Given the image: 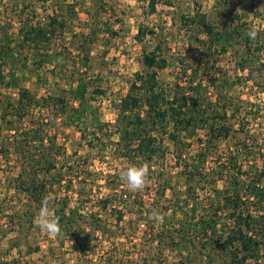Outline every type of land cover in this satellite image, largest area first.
<instances>
[{
	"label": "rangeland",
	"instance_id": "1",
	"mask_svg": "<svg viewBox=\"0 0 264 264\" xmlns=\"http://www.w3.org/2000/svg\"><path fill=\"white\" fill-rule=\"evenodd\" d=\"M261 5L264 0H157L152 11L148 0H0V264H228L220 256L222 238L235 224L222 195L232 187L230 159L242 165L243 178L262 163L257 150H264V50L245 60L243 46L230 37L221 40L224 48L218 42L209 47L199 18L218 29L236 13L239 22L257 25L261 41ZM39 26L50 29L49 38L34 44L24 33ZM149 51L166 61L155 69L168 97L187 88L193 76L201 80L202 94L194 96L207 119L217 98L211 83L225 86L232 102L228 135L213 136L199 121L175 132L174 140L167 118L165 126L151 129L152 158L127 154L134 123L119 103L136 72L151 71L142 61ZM23 88L40 100L64 96L67 105L37 102L19 117L15 103ZM136 110L144 113L145 105ZM125 128L130 133L123 139ZM20 141L27 145L23 154L14 148ZM43 156L52 163L49 170L45 162L34 166ZM202 157V176L196 174L189 186L184 162ZM141 163L149 165L146 186L131 192L119 172ZM34 167L44 183L39 202L23 185ZM46 196L58 219L61 209L64 219L73 210L71 226H64L71 232L63 227L51 238L35 226ZM243 197L258 213L254 198ZM153 211L164 215L162 223L149 219ZM209 214L217 220L218 244L207 253L201 242ZM248 261L264 264V256Z\"/></svg>",
	"mask_w": 264,
	"mask_h": 264
},
{
	"label": "trees",
	"instance_id": "2",
	"mask_svg": "<svg viewBox=\"0 0 264 264\" xmlns=\"http://www.w3.org/2000/svg\"><path fill=\"white\" fill-rule=\"evenodd\" d=\"M148 2L150 9L153 11L155 9L157 0H148ZM235 14H231L234 17L231 15L227 16L228 19L223 21V27H218V29L215 28V24L205 21L204 16L201 15L199 22L202 24L204 32L209 36L208 46L210 47L211 45H215L216 42H218V46L224 48V44L221 42V40L230 37L232 40H234V42L243 46L244 53L246 54L245 60H248V58L251 57L255 58L254 54L264 50V39H261L260 41L259 36H257L255 39L257 41L249 39L245 34L249 25L243 23L242 21L239 22V18ZM31 31H34L35 35H31ZM48 32H50V29L48 31L46 27L39 26L37 29L35 27H31L24 33V36L28 39L30 38L33 43L36 44L38 40L44 41L49 38ZM142 33L143 28H139L137 36L140 37ZM142 61L148 67L152 68L151 71L136 72L135 80L132 81L128 92L119 103L120 112L124 114L125 117L129 116L128 120H132L131 123H134V127H132L134 134L132 137L126 138L130 133L128 129L125 128L122 132V138L128 139L125 145L129 148L127 154L130 155V151H133L136 152L133 154L141 155L144 159L146 158L149 160L152 158V155L156 151V147L154 145L155 135L151 133V129L155 128L156 126H165L167 118L168 121H171V126L173 128L169 134L174 140L177 137L175 132L195 126L196 124L200 123L199 121L202 122L203 126H205L208 131L213 134V136L220 137L229 134L232 126L226 121V117L229 110L228 106L230 103L232 104V102L229 100L228 95L224 92L225 86H223L222 83L219 84L218 81V86L215 85L214 81L211 83L212 87L216 88L217 90V98L215 99L216 105L214 104L212 107L208 105L207 107L210 108L214 114L213 117L207 119L206 113L203 112V107L199 106L196 97L194 96L196 94H202L201 91H198L199 86L202 84L201 80L196 81L195 77L193 76L194 73H196V68H192L193 77L189 79V83L187 85L188 87L182 89L181 91H174L173 95L168 97L164 93L165 90L158 84L155 69L164 67L166 64L165 59L159 57L154 51H149L143 53ZM189 86L194 89H190ZM192 91H196V93H193ZM71 92L72 94L74 93V96H78V89H74ZM203 98L204 97L201 99L203 100ZM37 102L43 103L47 106H51L53 103L56 105H64L63 107L67 105V101L64 96L59 97L49 95L42 97L40 100L30 95L28 89L23 88L19 91L16 98L15 111L19 117H23L25 110ZM141 105H145L144 113L136 110L141 107ZM133 109L135 110L134 113H127V111H132ZM205 110L207 111L206 108ZM233 113L234 111L231 109L229 114ZM241 128L243 127L241 126ZM39 130L40 129H36V131ZM215 131L216 133L214 134ZM25 132L27 134L28 131ZM34 134L30 136H37ZM15 140L17 141V139ZM133 140H135L136 143H131ZM20 142L22 143L15 144L14 148L19 149L18 152L23 154L27 151V145L23 143V141ZM241 142L244 143V141ZM258 148L260 149H258L257 152L261 157L262 163L258 164V166H256L251 171V174H249L246 178L241 177V174L243 173L241 168L242 165L238 162V160L230 159L231 169L233 170H230L232 187L229 188V190H226V193H223L222 197L224 199L223 203L226 206L225 209L228 210V215L234 221L235 227H231L228 233H226V235L222 238V245H224V248L220 252L222 260L228 264H249V259H257L260 254L264 256V239L259 237V235H255V232L258 231H255L257 230V227L254 226L258 224L260 226V231L258 233L260 236L261 234L264 236V150L261 149L262 147ZM22 156L25 157L26 160L28 159L27 155L24 154ZM43 162H45L46 165L45 169L49 170L52 163L51 161H48L46 156L45 158L43 156V159L42 157L41 159H36L34 166H37L39 163ZM203 167V157L199 159L197 163L187 161L184 162L186 182L189 186L191 182H193L196 174H199L201 178ZM38 169L39 168L34 167L32 171H27L26 176L23 179L24 190L36 202H39L41 199L44 185L42 182L43 179H39L38 177ZM23 173H25V171ZM23 173L21 172L20 175ZM245 174H247V172ZM220 176H222L221 173ZM243 195L254 198L253 205L255 206L258 213L253 214L252 211H250L246 203L249 198L245 200ZM220 208L221 207L218 209L217 207V209H214V216L216 215V212L220 210ZM72 211L73 210L70 209L69 213L64 219L62 216L65 213H63L64 211L61 209L60 212L62 214H60L59 218L61 231L64 226H71V220H67V218L69 219L71 217ZM206 220L207 221H205L202 225V233L208 235H205L206 237H204V240H202L201 244L204 250L207 253H210V249L217 246L216 243L218 244V237H214L213 235L216 233L218 228L216 227L217 220L216 218H213L212 214H209ZM65 231L71 232L70 228L68 227L65 228ZM209 232L213 236H210ZM236 241L238 246L235 245ZM262 248L263 250L261 252ZM225 249L227 250L224 251Z\"/></svg>",
	"mask_w": 264,
	"mask_h": 264
},
{
	"label": "clouds",
	"instance_id": "3",
	"mask_svg": "<svg viewBox=\"0 0 264 264\" xmlns=\"http://www.w3.org/2000/svg\"><path fill=\"white\" fill-rule=\"evenodd\" d=\"M264 9V5H261L258 10ZM260 29L256 24L252 23L248 26L245 34L249 39L255 40L259 34ZM149 173V165L147 163L132 164L125 169L120 170L119 177L129 191L138 192L144 189L147 182ZM51 198L45 197L41 201L39 210L34 218V224L39 230L48 235L51 238H55L61 234V226L59 219L55 216L50 207ZM149 219L156 222H163L164 215L153 211Z\"/></svg>",
	"mask_w": 264,
	"mask_h": 264
}]
</instances>
